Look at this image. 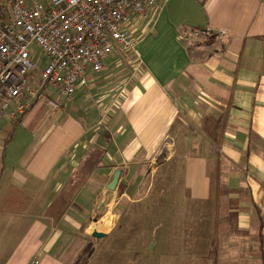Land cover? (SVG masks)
<instances>
[{
  "label": "crops",
  "instance_id": "crops-1",
  "mask_svg": "<svg viewBox=\"0 0 264 264\" xmlns=\"http://www.w3.org/2000/svg\"><path fill=\"white\" fill-rule=\"evenodd\" d=\"M203 28L210 35L194 39ZM132 30L142 53L108 95L116 111L102 166L83 165L87 155L74 160L85 132L70 102L52 110L40 98L19 122L0 116V133L14 127L0 154V241L17 242L0 264L99 263L122 196L89 194L85 172L160 176L173 165L189 199L210 201L212 210L208 249L190 260L264 264V0H168ZM111 60L107 77L119 71L110 74L121 58ZM78 88L76 99L87 92ZM116 256L110 248L107 264Z\"/></svg>",
  "mask_w": 264,
  "mask_h": 264
},
{
  "label": "built area",
  "instance_id": "built-area-1",
  "mask_svg": "<svg viewBox=\"0 0 264 264\" xmlns=\"http://www.w3.org/2000/svg\"><path fill=\"white\" fill-rule=\"evenodd\" d=\"M167 1L0 0V116L18 122L40 98L52 110L72 102L109 55L134 50L133 20L149 22Z\"/></svg>",
  "mask_w": 264,
  "mask_h": 264
},
{
  "label": "rangeland",
  "instance_id": "rangeland-1",
  "mask_svg": "<svg viewBox=\"0 0 264 264\" xmlns=\"http://www.w3.org/2000/svg\"><path fill=\"white\" fill-rule=\"evenodd\" d=\"M152 25L153 23L150 26ZM138 34L139 32L135 33L134 36L137 38ZM142 46V41H140V44L135 45L134 52L124 51L119 52V55L110 56L107 59L108 62L106 61L108 68L107 64L105 68L108 70H102L96 75L93 74L92 77L97 76V78H89L87 84L89 81L90 83L88 86L86 85L87 87L85 86L89 97L85 98L84 95L87 92L82 90L79 91V99L75 98L70 102V105L67 104L68 107L75 108L74 111L84 122L83 143L79 146L78 155L75 156L74 160L88 155L85 152L88 147L93 145L102 147V144L105 143L104 134L107 129H110V119L116 111L113 102H110L111 98L108 96L112 94L110 90L114 91V79L117 76L125 77L129 73L132 65L130 63L134 61L135 53H142ZM33 49L36 47L33 46ZM117 58H121L120 66L113 69L110 74L115 73L116 70L119 71L107 77L106 75L113 67L110 64L111 59ZM32 60L37 67L33 76L36 75L37 77L42 62L38 58H32ZM96 87L100 88L97 89ZM99 91L105 92L98 94ZM84 98L85 101H83ZM79 105L82 107L77 110L75 106ZM13 128L9 127L10 130H7L6 135L0 133L2 134L0 135V154L5 151L6 138L13 131ZM112 129H114L113 125ZM19 132L20 129L16 130L15 136L23 138L24 135H19ZM96 159H99L98 156ZM95 164L98 166L101 165V162L96 161ZM173 164L175 163L173 162ZM92 167L95 165L93 164ZM117 169L122 170L121 168ZM1 170L2 163L0 161V173ZM64 170L68 173L65 176L67 178L71 174L69 173L71 169L66 167ZM124 170H122V174L127 173ZM140 171L144 172L145 170ZM149 171L144 175V173L140 174L139 171L134 172V169H131L127 176L120 174L115 188L118 197L122 196L115 208V213L118 215L116 226L111 235H108L99 244V248L102 250L96 245L94 247L101 251L102 260L98 263L96 259L90 257L87 264H107L110 248L117 252L113 264H177L181 261L196 264L197 258L190 260L189 256H200L206 253L210 242L212 218L210 201L195 202L190 200L189 195L184 192L182 177L176 172L174 165L167 170L165 169L160 176L156 175L157 173L153 170ZM91 172H94V176L85 172V179H83L85 189L93 196L99 195L97 199H101L105 193L111 192L106 189V185L113 174L102 176L94 169ZM52 176L54 178L58 174ZM103 200L106 199L103 198ZM2 228L0 226V230ZM16 243L15 240L13 242L10 240L0 241V263L6 257L4 254L12 250Z\"/></svg>",
  "mask_w": 264,
  "mask_h": 264
},
{
  "label": "trees",
  "instance_id": "trees-1",
  "mask_svg": "<svg viewBox=\"0 0 264 264\" xmlns=\"http://www.w3.org/2000/svg\"><path fill=\"white\" fill-rule=\"evenodd\" d=\"M193 29V28H192ZM26 113V112H25ZM24 113V114H25ZM24 116V115H23ZM22 116V117H23ZM20 120H18L19 122ZM104 140H105V143L102 144V147H99V145H93L92 147L88 148L86 151H90V153H88V155L86 156L85 158V161L83 162V165L87 166L88 164H92L93 162H101V159H98L96 160V157L98 155H102L104 156V154L107 152V148H108V142H110V139H109V133L108 131L106 130L105 134H104ZM103 165V163H102ZM101 165V166H102ZM82 167V164L80 165V169ZM214 250V249H213Z\"/></svg>",
  "mask_w": 264,
  "mask_h": 264
},
{
  "label": "water",
  "instance_id": "water-1",
  "mask_svg": "<svg viewBox=\"0 0 264 264\" xmlns=\"http://www.w3.org/2000/svg\"><path fill=\"white\" fill-rule=\"evenodd\" d=\"M121 174V170L120 169H116L113 173V176L111 178V180L108 182V184L106 185V189L109 191H113L116 188V185L118 183L119 177Z\"/></svg>",
  "mask_w": 264,
  "mask_h": 264
},
{
  "label": "bare ground",
  "instance_id": "bare-ground-1",
  "mask_svg": "<svg viewBox=\"0 0 264 264\" xmlns=\"http://www.w3.org/2000/svg\"><path fill=\"white\" fill-rule=\"evenodd\" d=\"M91 233L93 234H96V235H100L101 231L99 229H95V228H92L90 229Z\"/></svg>",
  "mask_w": 264,
  "mask_h": 264
}]
</instances>
